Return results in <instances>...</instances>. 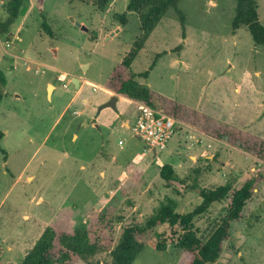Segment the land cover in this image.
Wrapping results in <instances>:
<instances>
[{
  "label": "rangeland",
  "instance_id": "1",
  "mask_svg": "<svg viewBox=\"0 0 264 264\" xmlns=\"http://www.w3.org/2000/svg\"><path fill=\"white\" fill-rule=\"evenodd\" d=\"M255 1L264 26V0ZM93 2L28 0L9 39L0 36V264H23L46 229L91 228L114 247L126 227L144 224L166 200L186 214L201 203V190L248 179L256 180L250 214L232 224L214 264H264V162L190 126L142 157L144 144L124 125L135 120L134 103L118 97L116 110L101 107L113 96L105 88L111 72L139 42L140 21L126 11L128 0H111L103 12ZM178 7L184 30L169 10L131 70L146 72L155 61L139 80L154 93L264 139V49L246 28L232 31L235 0H180ZM165 165L176 177L168 185L160 177ZM225 207L211 205L193 230L206 236ZM179 234L150 231L132 264H186ZM160 240L165 251L153 248ZM75 264H111V257L101 251Z\"/></svg>",
  "mask_w": 264,
  "mask_h": 264
},
{
  "label": "trees",
  "instance_id": "2",
  "mask_svg": "<svg viewBox=\"0 0 264 264\" xmlns=\"http://www.w3.org/2000/svg\"><path fill=\"white\" fill-rule=\"evenodd\" d=\"M87 4L89 0H74ZM93 5L100 12L108 7L111 0H93ZM180 0H128L126 11L134 13L140 21V37L133 50L123 58L121 63L111 72L105 83V88L110 92L120 95L133 103H143L179 120L205 135L223 141L234 148L241 150L264 162V139L254 136L234 126L225 125L214 118L201 113L187 105L173 99L154 93L146 84L139 80H146L155 66V61L149 67L150 70L143 73H134L131 64L142 48V44L165 17L169 10H173L184 21L179 11ZM258 7L255 0H235L232 31L246 28L252 37L256 47L264 49V26L259 21ZM28 11V0H6L3 5L4 19L0 20V36H7L10 27ZM121 25L126 18L120 17ZM48 33L49 29L44 26ZM5 86L4 74L0 71V88ZM2 93L0 90V101ZM1 139V135H0ZM133 168V165H129ZM171 166H163L160 177L168 185L176 180ZM242 183V182H241ZM240 183V184H241ZM235 187L231 183L219 186L214 190H201L199 196L201 203L192 212L179 214L176 212L175 203L166 200L154 211L149 219L142 225L126 227L114 247L109 239L101 238L98 234L90 233V229H74L62 232L44 230L25 258L23 264H75L78 260L87 261L101 251L109 252L111 264H132L140 254L144 242L143 238L150 231L163 228H179L180 234L176 240L177 247L190 256L186 264H214L222 253L223 244L231 236L232 224L244 221L250 214V205L256 195V180L248 179ZM226 204V215L215 222L206 236L193 230V220L205 214L214 203ZM100 216H107L101 213ZM94 229L98 226L93 223ZM101 235L103 234L99 231ZM103 236V235H102ZM168 244L164 240L153 244L156 251H165Z\"/></svg>",
  "mask_w": 264,
  "mask_h": 264
},
{
  "label": "built area",
  "instance_id": "3",
  "mask_svg": "<svg viewBox=\"0 0 264 264\" xmlns=\"http://www.w3.org/2000/svg\"><path fill=\"white\" fill-rule=\"evenodd\" d=\"M136 117L131 126L135 138L141 141L143 154L155 155L166 148L178 126L184 125L179 120L143 103H134Z\"/></svg>",
  "mask_w": 264,
  "mask_h": 264
},
{
  "label": "crops",
  "instance_id": "4",
  "mask_svg": "<svg viewBox=\"0 0 264 264\" xmlns=\"http://www.w3.org/2000/svg\"><path fill=\"white\" fill-rule=\"evenodd\" d=\"M73 80V79H72ZM81 85V83L79 82V86ZM148 87V86H147ZM108 92L111 94V95H113V96H116L117 97V101H118V97H122V96H120V95H117V94H114V93H112V92H110L109 90H108ZM129 100V99H128ZM117 101H116V103H117ZM131 101V100H130ZM125 125V127L126 128H128L129 127V124L128 123H125L124 124ZM186 127H188L187 125H182V126H178V129H177V131L176 132H178V131H180V130H182V129H186ZM189 129H193V130H195V132H199L200 134H204V133H202V132H200V131H198V130H196V129H194V128H192V127H189ZM205 135V134H204ZM207 136V135H206ZM212 138V137H211ZM214 139V138H213ZM215 140H217V139H215ZM217 141H219V140H217ZM221 142H223V141H221ZM225 143V142H224ZM227 144V143H226ZM228 145V144H227ZM148 153H145V154H143V151H142V153H141V156L142 157H145L146 155H147ZM156 155V154H155Z\"/></svg>",
  "mask_w": 264,
  "mask_h": 264
},
{
  "label": "water",
  "instance_id": "5",
  "mask_svg": "<svg viewBox=\"0 0 264 264\" xmlns=\"http://www.w3.org/2000/svg\"><path fill=\"white\" fill-rule=\"evenodd\" d=\"M72 83L74 84L75 88H78L79 81L77 79L74 78L72 80ZM116 101H117L116 96H112L111 100L109 102L105 103L104 105H102L101 107L102 108L109 107V108H112L113 110H116V107H115Z\"/></svg>",
  "mask_w": 264,
  "mask_h": 264
}]
</instances>
